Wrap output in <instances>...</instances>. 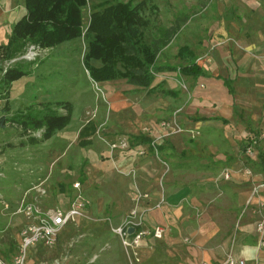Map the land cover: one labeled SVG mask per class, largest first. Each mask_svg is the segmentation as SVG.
Segmentation results:
<instances>
[{
    "label": "crops",
    "instance_id": "1",
    "mask_svg": "<svg viewBox=\"0 0 264 264\" xmlns=\"http://www.w3.org/2000/svg\"><path fill=\"white\" fill-rule=\"evenodd\" d=\"M227 2L236 5L233 10L237 20L231 21L232 29L226 31L222 26L209 32L208 38L213 41L198 44V47H206L205 54L199 57L192 47L182 45L194 52L195 62L202 69L196 77L182 75L190 79L192 85L184 98L186 114L182 121L187 127L201 130L204 139L210 142L196 143L200 150L208 147L206 154L185 156L184 150L195 147V142L185 143L172 135L158 139L155 152L151 145L154 137L150 136L151 133L157 135L158 125L155 124L151 125L153 129L149 134L139 130L140 133L134 135L128 126L131 132L109 128L111 135L106 136L93 124L95 133L103 139L110 142L125 137L130 147L111 153L108 149H100L99 144L88 158L83 183L87 186L88 180L110 182L108 195L111 197L107 202L109 209L97 210L95 214L91 211L94 205L86 196L92 219L79 220L77 227L67 225L60 232L59 238L70 230L76 232L67 249L71 262H83L73 250L87 235L99 241V247L104 249L93 256L91 264H219L229 253L243 258L247 264H264V250L257 246L259 236L253 225L258 213L264 212V187L246 207L252 187L264 182V140L257 143L253 155L240 150L242 142L264 125V0ZM0 11H5V7ZM162 86L172 93L163 95L157 90L151 94L164 99L181 96L178 90ZM114 104L113 101L111 109L115 108ZM226 146L231 149L226 150ZM139 147L143 148V155L136 153ZM101 151L109 158L99 157ZM246 169L251 173H245ZM224 170L231 172L229 179L220 176ZM136 189L149 195L141 199L139 211L143 212L142 227L150 231L136 249L137 261L123 250L118 236L103 219L108 217L112 226L119 225L132 207ZM101 196L99 193L94 200H102ZM161 196L164 201L156 207ZM243 207L248 208L244 217L241 215ZM88 224L94 225L89 227ZM154 226L164 228L161 237L152 235Z\"/></svg>",
    "mask_w": 264,
    "mask_h": 264
},
{
    "label": "rangeland",
    "instance_id": "2",
    "mask_svg": "<svg viewBox=\"0 0 264 264\" xmlns=\"http://www.w3.org/2000/svg\"><path fill=\"white\" fill-rule=\"evenodd\" d=\"M116 1L137 3L140 0H87V4L82 9L83 27L86 28L92 11L100 10ZM147 1L152 5L145 12L150 22L145 33L147 42L162 36L165 28L179 24L175 38L168 46L161 49L157 58L159 64L175 66L181 63L177 51L182 45L192 47L196 57L202 56L206 52V47L205 45L198 47V44L206 40L213 41L208 38V33L222 26L226 27V31L230 30L231 21L237 20L236 12L233 10V6L236 5L227 0ZM3 6L5 11H0V44H7L14 23L25 12L24 0H0V8ZM243 9L246 10L247 7L244 5ZM32 44L27 42L23 52L20 50L9 60L1 62L2 70L16 65L25 73L12 81L9 87L1 85L0 90V118H5L4 125H0V255L8 260L16 250L19 231L25 221L24 216L18 211L19 202L25 193L42 182L46 193L39 195L32 190L26 198L34 200L42 207L63 206L72 193L71 184L80 180L81 172L86 175L85 167L88 166L86 162L93 156L94 148L100 144V149H108L109 140L103 139L95 131L89 136L88 145L80 144L82 139L78 137V133L87 122L99 128L103 136L111 135L109 128L127 132L131 128L132 132H130L134 135L139 134V130L149 134L153 129L151 125H159L162 120L176 114L177 123L186 130L172 136L185 140V143L186 141L195 144L200 141L204 143V140L207 142L201 130L187 127L183 123V116L186 114L184 98L192 87L188 81L190 79L177 72L157 74L155 82L161 79L164 87L176 89L181 94L179 99L172 97L164 99L149 93L147 89L129 85L124 80L104 83L91 80L83 65V55L86 51V39L83 36L65 40L46 49H37L34 58L26 59L25 52ZM167 100L171 104L168 105ZM113 101L115 108L111 109ZM64 102L71 104L70 121L66 127L57 130L49 139L42 138L43 129L31 127L24 129L15 121L22 119L27 113L38 117L47 112L63 114ZM147 107L150 112L146 110ZM189 130L193 132L190 133ZM116 133L118 135L119 131ZM150 136L156 137L153 133ZM32 138L36 141H31ZM220 138L223 139L222 135ZM123 140L127 141V138L124 137ZM196 146L197 144L192 149L184 150L183 154L185 156L206 154L207 146L201 148L202 150ZM225 149L231 148L226 146ZM240 150L242 151L241 147ZM242 153L244 154L243 151ZM98 156L107 158L103 151L101 155L98 153ZM87 182V186L83 183V190L94 205L92 213L97 210L107 211L109 209L107 202L111 197L108 195L111 191L110 182H102L103 184L92 183L89 180ZM97 192L102 195V200H94L98 197ZM246 213L248 208L243 207L241 215L244 217ZM263 215L262 210L257 218ZM90 225L94 224H88L89 227ZM75 234L76 232L71 230L62 234L53 248L32 249L27 264H51L53 258L68 249ZM85 237V241L81 238L73 250L82 261L90 260L104 250L99 247V241L96 242L87 235Z\"/></svg>",
    "mask_w": 264,
    "mask_h": 264
},
{
    "label": "trees",
    "instance_id": "3",
    "mask_svg": "<svg viewBox=\"0 0 264 264\" xmlns=\"http://www.w3.org/2000/svg\"><path fill=\"white\" fill-rule=\"evenodd\" d=\"M87 0H24L25 12L14 23L7 44L0 45V90L1 85L9 84L24 75L18 66H10L2 73L1 62L9 60L18 51H24L27 42L39 49L55 46L65 40L84 37L86 51L83 65L91 80L97 83L124 80L136 88L147 89L149 93L159 90L163 95L172 93L163 89L162 80L155 83L156 75L161 72L175 71L180 75L198 76L202 69L195 62V54L182 46L177 55L183 64L160 65L157 63L161 49L177 34L179 24L165 28L162 36L145 39L149 18L145 12L152 7L147 0L137 3L116 1L92 11L86 28L83 27L82 9ZM65 113L47 112L41 117L31 113L22 119H14L24 129H43L42 138L49 139L60 129L66 127L71 117V104H62ZM0 118V125H4ZM13 120V121H14ZM84 125L78 137L80 144H89L88 137L95 131L93 124ZM35 138H32L31 141ZM249 139L244 142L245 152ZM86 180L81 172L80 182Z\"/></svg>",
    "mask_w": 264,
    "mask_h": 264
},
{
    "label": "built area",
    "instance_id": "4",
    "mask_svg": "<svg viewBox=\"0 0 264 264\" xmlns=\"http://www.w3.org/2000/svg\"><path fill=\"white\" fill-rule=\"evenodd\" d=\"M37 49L36 45L32 44L26 50L24 58L32 59L35 57ZM6 68H3L5 71ZM174 114L171 118L161 121L158 125L157 135L151 140V145L154 147L155 152L156 142L158 139L169 136L175 133H182L186 129L181 127L177 123V119ZM190 133L193 131L189 130ZM264 139V125L260 130L249 139V143L246 146L245 153L248 155H253L255 146L257 143ZM128 140L120 139L118 141L107 142L109 152L113 153L116 150H122L130 147ZM136 153L138 155H143V148H136ZM134 174V170L130 171ZM245 173L250 174L251 172L246 169ZM231 172L229 170H224L220 176L223 179H229ZM264 187V182L259 183L252 187L251 197L246 200V207L250 205L251 199L254 195L258 194L259 189ZM72 193L68 197L66 203L63 206L54 207H42L34 200H28L27 194L29 191L34 190L39 195H44L46 193V188L43 183L33 186V188L25 193L18 205V211L24 216V223L19 231L18 243L16 250L11 258L5 259L0 255V264H27L29 259V254L32 249L36 248H46L50 249L56 246L60 232L67 225H72L77 227L79 225V220L82 219H92L88 213V208L90 202L84 194L82 184L80 181H75L71 184ZM74 190V193H73ZM149 195L146 192L136 190L133 196V204L128 212L127 216L123 221L116 226L110 224V219L108 217L103 218L109 223L111 232L118 236L120 244L123 250L128 254H131L135 261H137L136 249L140 244V240L147 235L150 231L147 228L142 227L143 212L139 211L140 201L142 198H147ZM163 197L161 196L155 203L156 207H159L163 203ZM262 206V204H261ZM254 228L258 234L257 246L264 250V215L253 223ZM132 227L133 232L129 233L128 228ZM164 228L161 226H154L151 229V233L154 237H161ZM95 257L90 260L83 262H71L70 252L65 250V252L59 254L51 261V264H91ZM129 264H132L131 262ZM201 264H207L205 262ZM219 264H247L243 258L233 257L230 253L225 256V258Z\"/></svg>",
    "mask_w": 264,
    "mask_h": 264
},
{
    "label": "water",
    "instance_id": "5",
    "mask_svg": "<svg viewBox=\"0 0 264 264\" xmlns=\"http://www.w3.org/2000/svg\"><path fill=\"white\" fill-rule=\"evenodd\" d=\"M128 232L132 233L133 232V228L132 227L128 228Z\"/></svg>",
    "mask_w": 264,
    "mask_h": 264
}]
</instances>
